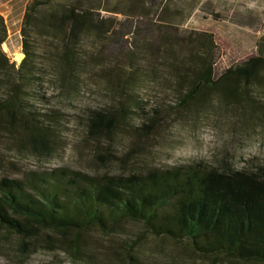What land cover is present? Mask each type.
<instances>
[{
  "label": "trees",
  "instance_id": "1",
  "mask_svg": "<svg viewBox=\"0 0 264 264\" xmlns=\"http://www.w3.org/2000/svg\"><path fill=\"white\" fill-rule=\"evenodd\" d=\"M51 2H29L24 26ZM125 2L124 15L134 20L135 43H143V66L130 52L126 68L112 72L100 68L94 53L83 51L88 40L101 48L115 25L112 18H99V8L84 1L66 10V42L61 57L50 65L51 76L43 77L32 61L25 34V58L17 68L0 48V131L18 134L30 153L50 156L58 115L36 110L31 101L43 99L49 86L66 98L76 96L86 80L100 83L111 104L85 113L84 131L91 140L106 142L115 130L129 127L132 108L143 114L137 131L151 129L155 115H148L136 98L138 88L150 82L165 84L181 104L198 112L216 94L212 109L220 117H234L240 130L253 126L264 131V65L254 72L253 67L233 64L216 76L212 36L193 31L178 37L171 17L165 15L166 5L154 23L156 43L142 41L141 28L151 21L153 10L143 0ZM6 38L0 16V46ZM93 72L98 73L89 77ZM109 146L100 148L102 164L111 157ZM125 222L140 224L151 237L181 243L190 256L208 264H264V165L251 160L238 167L222 158L218 165L197 161L139 171L122 167L118 173L101 174L61 166L28 170L17 179L0 178V230L19 238L22 252L41 243L46 250L61 248L80 259L87 232L114 234ZM135 244L124 251L127 264L136 263L131 254Z\"/></svg>",
  "mask_w": 264,
  "mask_h": 264
},
{
  "label": "rangeland",
  "instance_id": "2",
  "mask_svg": "<svg viewBox=\"0 0 264 264\" xmlns=\"http://www.w3.org/2000/svg\"><path fill=\"white\" fill-rule=\"evenodd\" d=\"M32 0H27L28 3ZM34 1V0H33ZM98 7L99 18H112L115 21L108 41L102 45L91 46V41L83 43L84 52L94 53L95 62L100 68L123 71L126 68L128 53L135 52L140 66L141 43H135L133 36L134 20L125 17L128 11L125 0H52L51 7L43 8L35 20L24 26V14L18 23H7L11 37L0 46L2 53L18 67L17 58H25L22 41L26 35V50L34 64L43 70V77L52 75L50 65L60 58L66 42L69 21L66 10H72L81 2ZM152 10L148 25L141 28L142 41L155 44L156 19L166 5V16L172 19V29L178 37L193 31H202L212 36L215 46L216 63L214 73L221 75L233 64H244L259 70L264 59L255 54V48L263 49L264 38V0H143ZM25 7V9H26ZM17 22V20H15ZM170 28V27H168ZM7 38L9 32L6 29ZM6 38V40H7ZM93 41V40H92ZM16 52L12 53L11 51ZM95 63V64H96ZM88 74L89 77L95 75ZM83 75V74H82ZM98 75V74H97ZM85 75H83L82 79ZM160 83V82H159ZM90 80L81 85L76 96L66 98L56 92L53 86L46 87L44 98L34 97L31 103L36 110L55 111L58 115L57 128L52 140L50 156L30 153L19 142L18 134L0 131V178H22L26 171L49 170L66 167L84 173H118L125 169L146 170L151 168L186 165L204 162L218 165L222 158L240 167L251 161L264 165V131L255 127L240 130L236 119L222 118L212 106L218 96L211 95L207 108L196 111L193 106L180 103L177 94L165 88V84L147 83L138 88L136 98L148 115H155L151 129L139 132L142 111L132 108L129 127L115 130L111 139L96 141L87 138L84 129V115L89 108L107 107L110 101L105 90ZM111 105V104H110ZM155 113V114H154ZM107 143L111 157L100 163L99 157ZM136 241L132 256L135 264H208L206 260L190 256L185 246L163 238L147 234L140 224L125 222L117 233L100 234L90 230L83 236L86 243L85 254L75 259L61 248L52 251L41 246L22 252L21 240L0 230V264H127L124 251Z\"/></svg>",
  "mask_w": 264,
  "mask_h": 264
},
{
  "label": "crops",
  "instance_id": "3",
  "mask_svg": "<svg viewBox=\"0 0 264 264\" xmlns=\"http://www.w3.org/2000/svg\"><path fill=\"white\" fill-rule=\"evenodd\" d=\"M26 5H27V0H0V16L5 20L6 23L9 20L12 24H16L18 23V18L23 16ZM15 20H17V22H15ZM7 24H6V29L9 32V35L5 42H7L11 37ZM262 38H264V33L262 34L261 37H259L260 40ZM4 45L7 51L10 52L9 48L6 46L5 43ZM11 52L14 53L16 51L13 50ZM255 54L257 57L264 59L263 49L260 52L259 49L255 48Z\"/></svg>",
  "mask_w": 264,
  "mask_h": 264
},
{
  "label": "water",
  "instance_id": "4",
  "mask_svg": "<svg viewBox=\"0 0 264 264\" xmlns=\"http://www.w3.org/2000/svg\"><path fill=\"white\" fill-rule=\"evenodd\" d=\"M21 59H22V58H18V59H17V60H18V65L20 64V62H21Z\"/></svg>",
  "mask_w": 264,
  "mask_h": 264
},
{
  "label": "bare ground",
  "instance_id": "5",
  "mask_svg": "<svg viewBox=\"0 0 264 264\" xmlns=\"http://www.w3.org/2000/svg\"><path fill=\"white\" fill-rule=\"evenodd\" d=\"M21 58V57H20ZM18 59V58H17Z\"/></svg>",
  "mask_w": 264,
  "mask_h": 264
}]
</instances>
